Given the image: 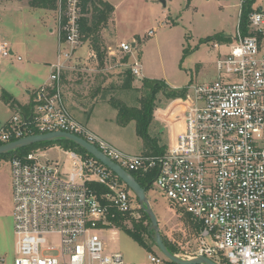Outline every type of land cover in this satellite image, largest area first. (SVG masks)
I'll return each instance as SVG.
<instances>
[{"label":"built area","instance_id":"2783aa9c","mask_svg":"<svg viewBox=\"0 0 264 264\" xmlns=\"http://www.w3.org/2000/svg\"><path fill=\"white\" fill-rule=\"evenodd\" d=\"M81 1L58 0L57 60L48 81L33 93L32 113H15L0 129L2 144L66 131L95 144L131 173L157 170L153 183L200 224L199 245L190 258L264 264V8L253 6L247 33L238 25L229 51L216 61L215 80L186 87L183 112L172 120L181 121V127L165 152L130 154L76 120L64 102L62 77L83 42ZM247 1L240 0L241 9ZM133 49L126 41L107 48L112 57ZM0 54L16 56L8 41L0 42ZM130 70L143 78L139 59ZM65 152L71 160L68 172L58 163L43 162L39 149L12 158L17 238L12 264H137L120 252L105 253L98 233L111 206L123 213L134 209L130 189L95 157ZM93 182L105 186L100 196ZM55 235L59 243L51 244L49 237ZM148 258L151 264L164 262L154 253ZM0 264L8 263L0 257Z\"/></svg>","mask_w":264,"mask_h":264},{"label":"rangeland","instance_id":"374dc122","mask_svg":"<svg viewBox=\"0 0 264 264\" xmlns=\"http://www.w3.org/2000/svg\"><path fill=\"white\" fill-rule=\"evenodd\" d=\"M108 1L114 5L115 11L107 25L98 29L103 49L107 51L109 44L116 48L115 44L122 39L132 43L133 37L138 36L136 54L131 57V54L118 52L112 59L105 56L102 63L96 57L78 64L70 61L62 77V95L63 98L78 95L85 105H96L89 126L103 134L111 144L130 154H147L152 150L151 145L138 134L136 122L132 120L120 125L116 120L117 110L110 104L111 100H121L128 106H139L140 98L147 93L142 86L143 78L135 75L131 87H125V72L130 63L139 59L146 76L165 82L169 88H186L214 81L219 54L227 52L228 43L237 33L240 0ZM257 5L264 7V0H259ZM58 17V8H33L29 0H0V42H10L15 55L23 57L20 61L16 56L10 58L0 54V88L23 90L27 81L36 86L49 74L46 64L37 62L35 73L24 70V64L26 60H46L55 55L58 38L50 29L57 27ZM150 30L154 33L149 34ZM221 36L230 39L222 40ZM215 43L219 46L216 47ZM187 95L170 98L163 90L156 93L148 134L157 138L159 144H169L171 137L167 124L182 114ZM37 149L42 153L43 162L58 163L64 172L70 170L71 160L63 147L53 145L34 150ZM129 191L134 208L129 215L145 226L148 234L141 233V237L148 248L107 218V223L98 230L106 244L105 253L120 252L125 260L137 264H151L148 255L154 253L164 259L162 264H173L153 244L151 221L139 210L135 194ZM147 197L158 218L163 239L178 247L175 254L179 257H192L199 245L198 236L184 213L155 183L149 188ZM134 220L127 218L123 224L132 228ZM16 239L12 158L0 156V257L8 264H12L16 255ZM49 242L58 244L59 237L51 236Z\"/></svg>","mask_w":264,"mask_h":264},{"label":"trees","instance_id":"16d2710c","mask_svg":"<svg viewBox=\"0 0 264 264\" xmlns=\"http://www.w3.org/2000/svg\"><path fill=\"white\" fill-rule=\"evenodd\" d=\"M256 1L257 0H248L242 6L239 25L244 33L248 32L249 14L253 11V6ZM29 5L33 8L56 9L58 8V0H29ZM81 6L82 16L80 19V23L82 40L90 41L92 49L94 50L99 62L102 63L107 53L106 49L104 50L102 47V40L100 34L98 33V29L100 26L105 27L107 25L112 14L115 11V7L108 0H82ZM220 39L229 40L230 38L221 36ZM127 59L128 58L126 57V60ZM125 73L127 77L124 85L125 87H131L132 81L134 79L133 73L131 72L130 68L126 70ZM64 75L65 73L63 74V76ZM142 86L147 90V93L140 98L139 106H128L127 103L121 100H111L110 103L114 108H116L118 112L117 121L120 125L124 126L132 120L136 122L138 134L144 137L145 140L151 145L152 150L150 153L147 154H161L165 152L166 145L159 144L157 138H151L148 134L149 126L152 121V113L156 93L163 90L167 97L170 98L185 97L187 94V88H169L165 82H162L158 79H151L146 77L143 78ZM2 99L11 107L18 108L26 115H30L32 113V103L23 105L18 100H16L11 93H8L7 91L3 92ZM1 144L2 142L0 141V145ZM53 145H59L65 150H75L85 157L92 156L85 149L81 148L74 142L66 139H57L51 142L34 143L30 146L22 147L5 154H1L0 156H6L11 158L15 156H25L27 155V153L38 147ZM132 173L138 179L140 184L146 188L147 193L154 182V179L157 175V170H152L145 175H141L137 172ZM119 180L122 181L120 178ZM90 186L97 192L99 196L103 192H105L106 189L105 186L95 182L91 183ZM139 210L143 212V214L147 219H149V221H151L148 214H146L142 208L139 207ZM178 210L184 213L185 219L191 225L195 234L198 235L200 231V224L194 221L192 216L181 207H178ZM129 213L130 212L123 213L117 210L116 207L111 206L108 213V219L112 224L118 227H123L135 240H137L139 243L145 245L148 248L144 239L141 237V233L148 234L145 226L142 222L134 220L132 216L129 215ZM127 218H131L132 220H134V226L132 228L124 226V220H126ZM164 241L168 249L172 253H178L177 246L167 242L165 239ZM153 244H155V242H153ZM170 262L173 264H177L173 261Z\"/></svg>","mask_w":264,"mask_h":264},{"label":"water","instance_id":"95a60500","mask_svg":"<svg viewBox=\"0 0 264 264\" xmlns=\"http://www.w3.org/2000/svg\"><path fill=\"white\" fill-rule=\"evenodd\" d=\"M57 139H66L72 141L81 148L85 149L89 154L99 160L102 164L106 165L127 185V187L135 194L140 208L147 212L151 220L150 229L154 231V242L169 261H173L177 264H218L213 259L204 255H198L193 258H181L177 254L172 253L168 249L163 239L159 227L158 218L147 197L146 188L140 184V182L133 175V173L126 170L119 163H117L108 155H106L103 151H101L95 144L89 142L83 137L66 131H52L48 133L31 134L15 141L1 144L0 155L22 147L30 146L34 143L51 142Z\"/></svg>","mask_w":264,"mask_h":264},{"label":"crops","instance_id":"0c3cea01","mask_svg":"<svg viewBox=\"0 0 264 264\" xmlns=\"http://www.w3.org/2000/svg\"><path fill=\"white\" fill-rule=\"evenodd\" d=\"M259 2V0L256 1V3L254 4L255 7H263L262 5H257ZM264 8V7H263ZM56 28H51V32H54L56 33ZM136 35V34H135ZM116 36V34H115ZM138 36H135L133 37L132 39V45L134 47L133 49V52L131 54V57H134L135 56V47H137V44H138ZM58 38V37H57ZM116 38L118 40H120L117 36ZM124 39H122L123 41ZM120 41V42H122ZM126 42H129L127 40H124ZM232 40H230L231 42ZM120 42H117L115 44V46H117ZM229 42V43H230ZM10 43V42H9ZM131 43V42H130ZM229 43H228V46H227V52L229 51ZM11 45V43H10ZM112 44H109L107 45V48L109 46H111ZM113 46V45H112ZM12 47V45H11ZM14 53H15V50L14 48L12 47ZM60 49V44H59V40H58V46H57V49H56V52H55V55L51 58V59H44V60H35V61H30V60H26V63L24 64V70H29V71H32V73H35L34 70L36 71V69L38 67V64L39 63H43V64H46V66L49 67V74L44 76L43 78V81L39 84H37L36 86L32 85L31 86V83H29L28 81L26 82V84H24V89L21 90V89H18V90H10L8 88H0V129L5 125V123L15 114V113H18V112H21V110H19L18 108H13L11 107L9 104H7L3 99H2V94L4 91H7L8 93H11L13 95V97L18 100L21 104L25 105V104H29V103H32V99H33V94H31L32 90L34 89H37L39 86L43 85L45 82L48 81V78H49V75H50V72H51V64L53 62H55L57 60V56H58V51ZM227 52H224V53H221L219 54V57L221 55H224L226 54ZM106 56L107 58H114L112 56L109 55L108 53V50L106 51ZM21 56V55H19ZM22 57V56H21ZM95 57L97 58L94 50L92 49V46L90 44L89 41H83L81 43V45H79V47L77 48L76 52H75V55L73 57V62H76V64H78L79 62H82L85 61H89V60H93V58L95 59ZM129 59V57H127ZM127 59V60H128ZM18 60V59H17ZM23 60V57L20 61ZM25 60V59H24ZM39 62V63H37ZM35 64V66H34ZM150 78L148 76H146L144 73H143V78ZM176 86V85H175ZM71 91H69L70 93ZM78 96V95H77ZM72 97L70 98V96H68L66 98V96H64V102L66 101L65 104L69 113L76 119L78 120L79 122L83 123L84 125H86L89 129H91L94 133H96L99 137H101L102 139L110 142L109 139H107L103 134L97 132L95 129H93L92 127L89 126V120H90V117L92 115V112L94 111V108L96 107V105H85V103H83L82 100H80L79 97ZM111 104V103H110ZM112 105V104H111ZM114 108V107H113ZM116 109V108H115ZM118 114V112H117ZM116 120H117V115H116ZM118 122V121H117ZM181 127V121L180 122H177L176 124H173L172 123V120L168 122L167 124V131L169 133V137H171V139H173V136L174 134L180 129ZM112 143V142H111ZM167 146L166 145V149H167ZM123 151V150H122ZM127 153V152H126Z\"/></svg>","mask_w":264,"mask_h":264}]
</instances>
